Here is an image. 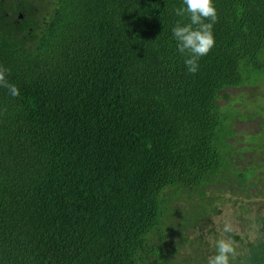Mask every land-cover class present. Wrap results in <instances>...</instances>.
Returning <instances> with one entry per match:
<instances>
[{
  "label": "trees",
  "instance_id": "obj_1",
  "mask_svg": "<svg viewBox=\"0 0 264 264\" xmlns=\"http://www.w3.org/2000/svg\"><path fill=\"white\" fill-rule=\"evenodd\" d=\"M182 6L0 0V66L20 91L0 87V264H207L227 235L233 264H264L261 208L252 235L217 222L264 198V170L247 169L264 153L238 127L264 118L238 93L264 84V0H215L194 74L172 35Z\"/></svg>",
  "mask_w": 264,
  "mask_h": 264
},
{
  "label": "clouds",
  "instance_id": "obj_2",
  "mask_svg": "<svg viewBox=\"0 0 264 264\" xmlns=\"http://www.w3.org/2000/svg\"><path fill=\"white\" fill-rule=\"evenodd\" d=\"M182 7L175 9L178 20L172 27V35L176 41L177 50L184 56V64L188 73L199 70V60L207 55L215 45L214 23L218 20V11L215 0H182ZM187 19V23L182 22ZM9 70L0 66V87L9 90L11 96L20 94L15 84L8 82L6 73ZM264 113V108H260ZM223 233L229 234L233 226L229 222L223 225ZM215 253L207 258V264H233L237 257L234 239L227 235L226 238H217L214 241Z\"/></svg>",
  "mask_w": 264,
  "mask_h": 264
},
{
  "label": "rangeland",
  "instance_id": "obj_3",
  "mask_svg": "<svg viewBox=\"0 0 264 264\" xmlns=\"http://www.w3.org/2000/svg\"><path fill=\"white\" fill-rule=\"evenodd\" d=\"M234 93V90H230ZM240 95H244L248 100L252 103H255L256 106L260 109L264 108V84H259L254 87L243 88L238 91ZM236 95V94H235ZM250 102V103H251ZM223 102L220 100L219 104ZM261 110V109H260ZM264 114V113H263ZM238 127L247 133H251L254 136H250V144L253 145V150L258 153H264V118L258 117L254 118L252 121L248 122H240L238 123ZM233 147H236L233 140H228ZM247 158L248 155L245 154ZM250 174H259L262 170H264V164H261L257 168L247 167ZM250 210H246L239 221L235 223L233 226V230L237 233L247 232L252 235L251 227L253 228V217L259 214L258 209L261 208L262 213H264V198H254L252 203L249 205ZM225 214L227 216H223L222 219H218V223L223 221L230 222L233 219L237 218L238 213L236 212V206L227 209ZM226 218V219H225Z\"/></svg>",
  "mask_w": 264,
  "mask_h": 264
},
{
  "label": "flooded vegetation",
  "instance_id": "obj_4",
  "mask_svg": "<svg viewBox=\"0 0 264 264\" xmlns=\"http://www.w3.org/2000/svg\"><path fill=\"white\" fill-rule=\"evenodd\" d=\"M22 7V3H17L13 6L9 7V13L7 14V16L9 17V19L14 22L16 24L17 27L21 28L22 24L19 23V21L17 20V16L19 17V19L23 18V10H21L20 8Z\"/></svg>",
  "mask_w": 264,
  "mask_h": 264
}]
</instances>
